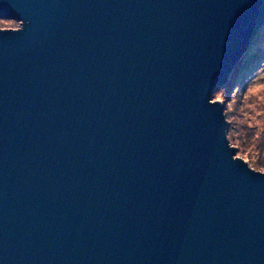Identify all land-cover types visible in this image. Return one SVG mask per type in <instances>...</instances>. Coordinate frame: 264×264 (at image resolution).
Wrapping results in <instances>:
<instances>
[{
  "label": "water",
  "instance_id": "95a60500",
  "mask_svg": "<svg viewBox=\"0 0 264 264\" xmlns=\"http://www.w3.org/2000/svg\"><path fill=\"white\" fill-rule=\"evenodd\" d=\"M0 264H264V172L211 101L264 0H0Z\"/></svg>",
  "mask_w": 264,
  "mask_h": 264
},
{
  "label": "rangeland",
  "instance_id": "374dc122",
  "mask_svg": "<svg viewBox=\"0 0 264 264\" xmlns=\"http://www.w3.org/2000/svg\"><path fill=\"white\" fill-rule=\"evenodd\" d=\"M18 26L17 22L0 19L1 29H16ZM261 33L264 36V29ZM255 47V51L264 48V38ZM260 62L259 66L245 72L251 71L239 84L240 87H232L230 92L217 88L211 95V101H219L223 105L225 133L229 145L235 150V157L244 160L253 170L264 172V167L259 168L260 164L264 165V59ZM223 95L227 98L226 105ZM227 121L230 131L226 128Z\"/></svg>",
  "mask_w": 264,
  "mask_h": 264
},
{
  "label": "trees",
  "instance_id": "16d2710c",
  "mask_svg": "<svg viewBox=\"0 0 264 264\" xmlns=\"http://www.w3.org/2000/svg\"><path fill=\"white\" fill-rule=\"evenodd\" d=\"M263 29H264V24L262 25L260 30L257 32V34H256L255 38L253 39L250 47L247 49V51L243 54L241 59L238 61L235 69L233 70V74L230 76L227 83L224 86L220 87V88L224 89L225 92L229 91V89L232 87H234V88H235V86L240 87L239 84L243 82V79H245L247 77V75L249 76V73L251 71H249L247 74L245 72L247 70L255 67V66H259V64L261 63L260 60L264 59V48L263 47L262 48L260 47L257 51H255V49L257 47H259V46L255 47V45L257 43H260L261 40L264 38L263 34L261 33ZM248 56H250V58L247 60ZM226 101H227V98L225 95H223V102H225V105H226ZM226 128L228 131H230V127L228 126V121L226 122ZM230 139H231V135H230ZM262 167H264V165L260 164L259 168H262Z\"/></svg>",
  "mask_w": 264,
  "mask_h": 264
}]
</instances>
